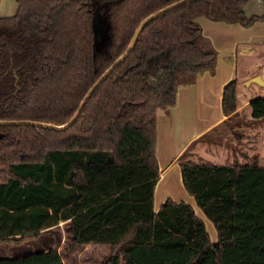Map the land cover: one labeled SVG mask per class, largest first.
<instances>
[{
  "label": "trees",
  "instance_id": "1",
  "mask_svg": "<svg viewBox=\"0 0 264 264\" xmlns=\"http://www.w3.org/2000/svg\"><path fill=\"white\" fill-rule=\"evenodd\" d=\"M179 0H16L0 17V120L66 124L95 80L127 48L146 16ZM247 0H189L148 21L133 46L61 129L0 124V246L26 244L59 222L70 246L103 244V264H264V164L182 159V184L213 224L211 242L193 207L166 198L157 210L158 107L176 102L179 77L212 69L217 51L195 18L239 23ZM221 108L236 109V81ZM0 264H63L55 248Z\"/></svg>",
  "mask_w": 264,
  "mask_h": 264
},
{
  "label": "crops",
  "instance_id": "2",
  "mask_svg": "<svg viewBox=\"0 0 264 264\" xmlns=\"http://www.w3.org/2000/svg\"><path fill=\"white\" fill-rule=\"evenodd\" d=\"M263 2L247 0L243 9L251 5L256 11L244 12L247 15L264 14ZM16 9V0H0V17L11 16ZM195 21L216 49L217 59L212 69L181 74L175 104L157 109L155 155L159 175L154 187L153 208L157 210L166 198L190 204L203 220L210 241L215 242L216 231L211 225V229L208 228L206 216L201 214L194 198L182 184L180 157L184 154L182 159L191 160L198 154L195 147L200 145V140L223 125L227 115L221 108L222 89L229 80L236 81V109L231 116L244 115L247 121L244 126L250 132L254 131L251 125L257 121H261L258 126H264V70L261 65L257 67L250 61L256 48L264 45V19L246 27L205 16H197ZM256 76H260V83L253 81ZM252 140L248 139L249 150L254 145ZM206 143L208 145V141ZM245 160H249L248 153H243L242 161Z\"/></svg>",
  "mask_w": 264,
  "mask_h": 264
},
{
  "label": "rangeland",
  "instance_id": "3",
  "mask_svg": "<svg viewBox=\"0 0 264 264\" xmlns=\"http://www.w3.org/2000/svg\"><path fill=\"white\" fill-rule=\"evenodd\" d=\"M96 1L99 10L95 17V39L97 45H101L105 35V22L100 12L104 1L108 0ZM262 9L264 10V8ZM244 10L256 11L254 6L251 5L244 7ZM262 53L264 54V45H259L255 52L252 53L251 63L259 67L261 65ZM246 123L244 115L236 118L231 117L228 122L219 126L214 132L209 133L200 140V145L195 147L196 149L198 148V154L194 155L190 161L195 163L224 164L237 160L241 163H246L251 161L252 156H255L260 164H264V131H261V128L264 126H258L259 123L261 124V121H257L254 125H251L254 131L250 132L247 126H244ZM248 139H253L254 145L250 148L251 150L247 146ZM243 153H248L249 160L242 161ZM188 154L187 152L185 156L187 157ZM201 214L203 215L202 212ZM206 223L209 229H211V225L215 230L213 224L207 218ZM68 236L67 223L61 221L58 225L43 231L36 240L26 244L0 246V256L18 257L40 249L55 248L60 254L63 264H103V258L109 251L107 245L88 243L70 246Z\"/></svg>",
  "mask_w": 264,
  "mask_h": 264
},
{
  "label": "water",
  "instance_id": "4",
  "mask_svg": "<svg viewBox=\"0 0 264 264\" xmlns=\"http://www.w3.org/2000/svg\"><path fill=\"white\" fill-rule=\"evenodd\" d=\"M186 1L189 0H179L176 1L168 6H166L165 8L158 10L148 16H146L145 18H143L139 25L137 26L126 50L118 57L116 58L111 64L110 66L95 80V82L91 85V87L87 90V92L85 93L83 99L81 100V102L79 103V106L77 107L76 111L74 112V114L72 115V117L70 118V120L64 124V125H56L53 123H43V122H33V121H24V120H9V121H5V120H0V124H32V125H37V126H41V127H47V128H51V129H61L64 126L72 123L77 116L79 115V112L82 108V106L84 105V103L86 102V100L90 97L91 93L94 91V89L108 76V74L113 70V68L121 61L123 60L126 55L128 54V52L130 51L131 47L133 46L134 40L138 34V32L140 31V29L142 28V26L144 24H146L148 21H150L151 19L155 18L157 15H159L160 13L166 11L169 8L175 7L177 5H180ZM253 81H256L258 83L261 82L260 80V76H256L253 78Z\"/></svg>",
  "mask_w": 264,
  "mask_h": 264
},
{
  "label": "built area",
  "instance_id": "5",
  "mask_svg": "<svg viewBox=\"0 0 264 264\" xmlns=\"http://www.w3.org/2000/svg\"><path fill=\"white\" fill-rule=\"evenodd\" d=\"M261 67L264 70V58H262V60H261Z\"/></svg>",
  "mask_w": 264,
  "mask_h": 264
}]
</instances>
